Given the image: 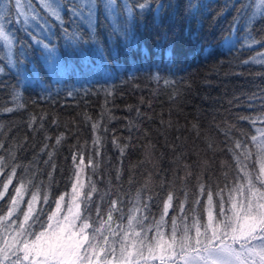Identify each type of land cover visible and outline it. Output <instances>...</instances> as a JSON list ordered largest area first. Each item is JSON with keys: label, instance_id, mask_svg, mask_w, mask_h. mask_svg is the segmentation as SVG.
I'll list each match as a JSON object with an SVG mask.
<instances>
[{"label": "snow or ice", "instance_id": "snow-or-ice-1", "mask_svg": "<svg viewBox=\"0 0 264 264\" xmlns=\"http://www.w3.org/2000/svg\"><path fill=\"white\" fill-rule=\"evenodd\" d=\"M153 3L154 0H0V77L15 78L13 99L18 101L26 85L45 80L59 84L66 78L101 70L107 76L106 57L118 55L117 39L126 51L139 47L135 26ZM195 7L189 4L190 9ZM161 8L163 5H158L157 11ZM225 8L234 11L228 35L223 38L228 51L248 49L255 54L240 64L264 69V51L260 50L264 49V0H229ZM98 23L107 31L108 49L97 34ZM33 48L38 50L43 74L31 59ZM254 75L264 79V70ZM42 91H49L47 85ZM243 100L255 115L237 119L248 122L252 132L240 131L233 125L224 131V150L232 162L222 163L227 169L223 185H208L196 176L197 191L188 212L184 203L178 202L173 209L177 215L173 216H169V209L173 208L174 192L166 191L159 197L158 220L150 218L153 196L146 200L142 196L147 188L136 191L130 201L119 192H105L94 200L96 182L86 171L90 169L95 175L93 156L86 164L85 152L79 147L69 158V190L50 204L49 192L41 194L43 182L33 183L35 174H30L17 159L28 137L6 147L0 136V264H264V85L244 95ZM22 107L17 104V108ZM15 110L3 109L7 113ZM103 117L104 112L99 120L92 121L84 115L95 134L94 149L102 140L97 133L108 132ZM46 119L43 114L33 115L27 127L33 132L43 130ZM193 130L198 133V125H193ZM65 139L64 133L54 138L45 136L39 149L47 156L43 163L50 168L49 186L56 172L53 158ZM113 143L123 157L130 141L121 145L113 136ZM207 143L215 151V141L209 139ZM94 155L100 152L95 150ZM183 167L187 182L194 173L191 165ZM25 194L29 196L26 201ZM184 198L187 202V192ZM106 199L102 212L101 204Z\"/></svg>", "mask_w": 264, "mask_h": 264}, {"label": "trees", "instance_id": "trees-1", "mask_svg": "<svg viewBox=\"0 0 264 264\" xmlns=\"http://www.w3.org/2000/svg\"><path fill=\"white\" fill-rule=\"evenodd\" d=\"M227 3L229 0H154L151 10L138 18L135 26L139 47L126 51L117 39L118 55L106 57L107 76L101 70L66 78V82L59 84L45 80L26 85L18 101L13 99L15 78L0 77V125H3L0 136L6 147L28 137L26 147L17 152V159L30 174H35L33 183L43 182L41 194L49 192L50 204L70 188L69 158L77 147L84 150L86 164L88 157L93 156L95 175H91L90 169L86 171L96 182L94 200L105 192H119L130 201L136 191L147 188L142 196L145 200L153 196L150 218L156 220L161 210L159 197L166 191L174 192L173 208L169 209V216H173L177 215L173 209L178 202L184 203L188 212L197 191L196 176H201L208 185H223L227 169L222 163L232 162L224 150V131L233 125L240 131L252 132L248 122L238 121L237 117L255 115L245 106L243 96L264 85V79L254 75L264 69L240 64L255 53L248 49L229 52L223 44L234 15L233 10L225 8ZM189 4L197 7L190 9ZM158 5H163L159 11ZM97 34L108 49L107 31L99 23ZM23 39L31 43L27 37ZM30 55L43 74L38 50L33 48ZM157 76L159 80L155 79ZM165 80L172 83L166 85ZM46 85L47 93L42 91ZM68 91L73 95L68 96ZM107 91L113 94L107 95ZM17 104L23 107L17 108ZM6 107L16 110L7 113L3 111ZM102 112L103 126L108 132L97 133L102 140L94 149L95 134L84 115L97 121ZM42 114L47 117L44 129L33 132L27 122L31 116ZM53 120L58 123L54 125ZM193 125H198V133ZM58 133H64L66 139L53 158L56 172L49 186L50 168L43 163L47 156L39 149L45 136L54 138ZM113 136L121 145L130 141L123 157L113 143ZM209 139L215 141V151L208 147ZM95 150L100 152L99 156L94 155ZM184 164L191 165L194 173L187 182ZM17 175H21L19 169ZM24 199H29L28 194ZM106 204L107 199L101 204L102 212Z\"/></svg>", "mask_w": 264, "mask_h": 264}, {"label": "rangeland", "instance_id": "rangeland-1", "mask_svg": "<svg viewBox=\"0 0 264 264\" xmlns=\"http://www.w3.org/2000/svg\"><path fill=\"white\" fill-rule=\"evenodd\" d=\"M223 44H224V41H223ZM225 45V44H224ZM86 185H87V183H86ZM110 240H111V237L109 238Z\"/></svg>", "mask_w": 264, "mask_h": 264}]
</instances>
